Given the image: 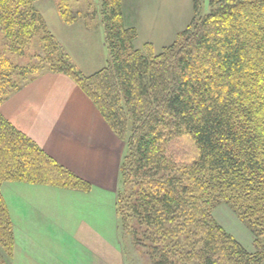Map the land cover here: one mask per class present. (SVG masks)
<instances>
[{"label": "trees", "instance_id": "16d2710c", "mask_svg": "<svg viewBox=\"0 0 264 264\" xmlns=\"http://www.w3.org/2000/svg\"><path fill=\"white\" fill-rule=\"evenodd\" d=\"M38 0H0V106L46 73L64 74L90 98L126 144L116 209L121 237L152 264H263L264 0H193V18L155 53L136 49L122 0L67 24L101 21L105 68L84 76L36 10ZM28 183L87 192L0 114V264H10L14 228L1 188ZM227 206L253 237L255 252L215 219Z\"/></svg>", "mask_w": 264, "mask_h": 264}, {"label": "crops", "instance_id": "0c3cea01", "mask_svg": "<svg viewBox=\"0 0 264 264\" xmlns=\"http://www.w3.org/2000/svg\"><path fill=\"white\" fill-rule=\"evenodd\" d=\"M35 8L84 76L107 66L100 20L67 24L56 0H38ZM122 11L125 26L137 31L135 48L150 43L155 53L171 45L194 14L193 0H122ZM0 114L90 184L84 192L3 183L15 237L10 264H127L116 209L126 144L90 98L68 76L46 73L12 93ZM230 234L249 253L255 252L252 235Z\"/></svg>", "mask_w": 264, "mask_h": 264}, {"label": "rangeland", "instance_id": "374dc122", "mask_svg": "<svg viewBox=\"0 0 264 264\" xmlns=\"http://www.w3.org/2000/svg\"><path fill=\"white\" fill-rule=\"evenodd\" d=\"M67 2L69 3L70 11L73 13V15H76L80 12H84L89 8L96 9L98 11V9L101 7L102 0H67ZM209 11H210L209 0H205L202 12L207 14ZM214 217L216 221L218 220L220 222L219 223L217 221L220 225L224 223L225 226L223 224H222L223 226L222 225L221 226L224 229H226L228 232L234 233L235 231L236 232L238 231L241 232L243 235L247 234L248 237L251 236V233L248 230V228L243 223H241L233 214V212L224 204L219 205L215 209ZM125 239H123L122 237L121 243L127 264H152L149 257L145 254V251L136 249L135 247L132 246V244L126 242Z\"/></svg>", "mask_w": 264, "mask_h": 264}]
</instances>
